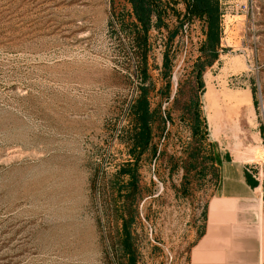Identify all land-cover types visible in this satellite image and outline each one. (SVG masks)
Returning <instances> with one entry per match:
<instances>
[{
	"label": "rangeland",
	"instance_id": "1",
	"mask_svg": "<svg viewBox=\"0 0 264 264\" xmlns=\"http://www.w3.org/2000/svg\"><path fill=\"white\" fill-rule=\"evenodd\" d=\"M221 8L224 35L204 75V111L217 158L227 150L260 156L246 168L264 189V0H221ZM114 12L132 8L126 0H0V264H108L102 185L124 159L114 127L140 86ZM151 37L159 90L164 36ZM191 40L192 53L181 49L175 60L173 95L197 57L198 23L179 44ZM172 106L167 152L178 157L191 133ZM166 166L141 170L140 264H190L219 187L221 173L209 170L184 197L183 171L171 176Z\"/></svg>",
	"mask_w": 264,
	"mask_h": 264
},
{
	"label": "trees",
	"instance_id": "2",
	"mask_svg": "<svg viewBox=\"0 0 264 264\" xmlns=\"http://www.w3.org/2000/svg\"><path fill=\"white\" fill-rule=\"evenodd\" d=\"M126 1L131 5L132 12H114L113 17L117 19L121 32L126 33L130 40L137 62L135 75L140 80V86L137 96L123 109L119 128L114 127L124 148V159L114 165L115 172L105 174L102 185L108 264H140V205L148 197V190L142 185L141 170L145 165L156 167L162 160L171 176L183 171L180 191L184 197L189 195V186L197 176L202 177L209 170L220 175V159L211 139L202 98L206 92L205 72L220 58L224 35L221 0ZM196 23L202 34V40L196 44L197 57L192 65L185 68L190 72L179 81L173 95L172 79L177 55L184 49L187 56L195 47L192 40L182 47L179 38L186 32L191 34ZM153 31L164 36L161 68L164 85L159 90L152 80L149 65L150 54L154 50L151 42ZM171 104L179 105L178 119L191 133L189 140L182 142V152L178 157L169 156L167 152L168 142L176 134L172 129L177 125L173 106L169 107ZM245 177L250 187L259 186L250 172L246 171Z\"/></svg>",
	"mask_w": 264,
	"mask_h": 264
},
{
	"label": "crops",
	"instance_id": "3",
	"mask_svg": "<svg viewBox=\"0 0 264 264\" xmlns=\"http://www.w3.org/2000/svg\"><path fill=\"white\" fill-rule=\"evenodd\" d=\"M227 151L190 264H264V189L250 187L245 177L247 165L260 156Z\"/></svg>",
	"mask_w": 264,
	"mask_h": 264
}]
</instances>
